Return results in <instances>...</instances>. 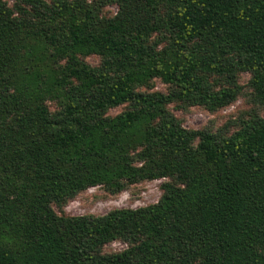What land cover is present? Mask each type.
Masks as SVG:
<instances>
[{"label": "trees", "instance_id": "obj_1", "mask_svg": "<svg viewBox=\"0 0 264 264\" xmlns=\"http://www.w3.org/2000/svg\"><path fill=\"white\" fill-rule=\"evenodd\" d=\"M242 97L217 131L171 110ZM0 264H264V0H0Z\"/></svg>", "mask_w": 264, "mask_h": 264}, {"label": "rangeland", "instance_id": "obj_2", "mask_svg": "<svg viewBox=\"0 0 264 264\" xmlns=\"http://www.w3.org/2000/svg\"><path fill=\"white\" fill-rule=\"evenodd\" d=\"M93 1V0H89ZM108 11L115 13L117 9L114 6L107 8ZM89 62L98 63L97 58H90ZM249 75L242 76V84H247ZM156 90L166 92L167 88L164 84L158 82ZM250 101V100H249ZM246 97L240 98L234 105L227 109L210 114L197 108H190L188 111L173 109V113L183 121L184 126L188 129H211L217 131L224 128L229 123L238 120L240 117H247L251 111L252 105ZM123 111L117 108L110 112L111 115H118ZM233 130V127L230 128ZM165 180H157L146 182L132 187V189L121 193L116 197L109 196L101 187L91 188L79 195L75 200L71 201L64 209L65 213L73 216H83L88 214L105 215L113 209L131 208L137 209L156 204L161 196V185ZM126 245L121 242H115L105 249L106 252H120L126 249Z\"/></svg>", "mask_w": 264, "mask_h": 264}]
</instances>
